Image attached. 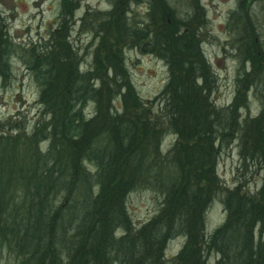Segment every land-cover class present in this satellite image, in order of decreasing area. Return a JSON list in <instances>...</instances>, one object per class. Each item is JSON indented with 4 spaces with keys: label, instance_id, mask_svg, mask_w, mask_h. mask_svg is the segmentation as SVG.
Returning a JSON list of instances; mask_svg holds the SVG:
<instances>
[{
    "label": "trees",
    "instance_id": "16d2710c",
    "mask_svg": "<svg viewBox=\"0 0 264 264\" xmlns=\"http://www.w3.org/2000/svg\"><path fill=\"white\" fill-rule=\"evenodd\" d=\"M79 1L62 0L66 12L60 21L76 13ZM252 1L238 0L234 15L243 40V63L258 65L261 75L264 41L252 36L254 28L245 14ZM137 2L114 0L106 15L110 31L103 30L114 37L118 55L108 52L93 59L95 66L87 71L82 70L78 48L66 37L68 19L46 37L38 53V46L24 48L40 88L45 122L31 136L18 130L17 137L11 138L12 133L0 141L5 142L0 145L1 152L5 147L0 170L4 178L19 179L13 192L20 188L23 197L13 206L0 201V252L8 264H207L213 253L216 264H264V183L254 192H242L239 186L230 193L225 223L207 233L206 210L222 191L216 161L225 134L230 135L228 141L237 136L229 130L224 111L209 101V62H203L196 48L197 29L186 22L193 16L189 13L182 20L185 29L179 30L166 0H148L146 18L134 20L130 16ZM104 22L93 40L98 50L107 45L100 31ZM190 32L195 34L192 40ZM0 36V76L6 77L8 59L18 44L8 33ZM126 46L166 61L170 77L161 95L166 97L164 114L155 113V107L139 114L144 104L136 91L131 97L128 67L119 56ZM241 83L244 80L239 87ZM252 83L256 89L264 86L262 80ZM89 103L95 104L90 117ZM235 124L233 131L245 130L247 142H252L253 128ZM168 131L178 140L164 153L161 141ZM21 149L23 161L28 158L31 165L30 171L22 168L17 175L12 153ZM245 152L247 158L258 156L254 146ZM140 187L152 190L160 206L138 226L127 200ZM177 236L186 239L185 247L167 259V244Z\"/></svg>",
    "mask_w": 264,
    "mask_h": 264
},
{
    "label": "rangeland",
    "instance_id": "374dc122",
    "mask_svg": "<svg viewBox=\"0 0 264 264\" xmlns=\"http://www.w3.org/2000/svg\"><path fill=\"white\" fill-rule=\"evenodd\" d=\"M138 1L132 6L130 17L140 21L146 18L148 0ZM166 1L174 13L175 19L178 20L174 27L178 25L179 30L180 26L185 29L182 20L189 13L192 14L193 18L186 22H190L192 28L197 29L196 48H199L200 53L203 54V62H209V81L206 84L207 87L212 88L211 94H208L209 101L224 111L225 119H229L228 123L232 126H229V130L234 133L233 136H237L228 141L230 135L225 134L228 131L224 133V145L216 161V175L222 191L214 196L206 210V228L207 233L210 234L226 221L225 200L230 193L236 192L239 186H241L242 192L248 190L254 192L256 189H260L264 183V169L261 170L264 168V86H259L256 89V86H253L254 83L251 84L255 80H262L264 83V72L258 75L260 70L258 65L253 67L250 62L243 63V54L239 49L243 40L236 29L238 26L236 24L237 14L234 15L238 9V0ZM113 3L114 0H80L76 13H73L72 16H65L60 21V16L66 12L62 0H0V35L8 33L10 40L18 44L13 46L14 54L10 55L8 59L9 72L6 77L0 76V141L12 133L11 138L17 137L18 130H24L31 136L37 126L41 122H45L43 107L39 104L40 88L28 67L30 58L24 48L31 49L38 46L35 51L38 53L45 43L46 37H50L51 32L68 19V32L65 34L66 37L69 36L72 44L74 43L78 48L80 57L83 58L82 70L87 71L86 69L90 67L94 68L95 61L93 59L98 60L105 57L108 52L109 54L116 52L113 50L114 37L103 30L106 28L110 31L111 24L106 19V15L111 8L113 9ZM246 13L254 28L252 36L264 41V0H253L248 9H245ZM199 14L203 15L198 18ZM98 15L100 17H97ZM102 22L104 23L100 31L103 37L107 38V45L98 50V44L96 45L93 40ZM172 27L173 25H171ZM105 32L109 36H106ZM180 33L182 34V30ZM194 35L190 32L191 40ZM0 42H3L1 36ZM95 52H97V56H95ZM119 56L123 58L128 67V76L131 80L129 82L133 87L131 97L133 98L137 94L144 104V107L138 109L139 114H144L143 108L150 110L154 107L155 113L159 112L161 115L163 111L164 114L166 97L163 95L161 98V95L164 93L170 77L166 61L154 54L143 52L140 47L126 46ZM247 74L249 76H246ZM240 79L244 80V83H241L239 87ZM202 83L201 80L199 84ZM247 84L248 87L251 85L252 87L245 90L244 87ZM245 93L246 101L243 99ZM162 100L164 103L159 107ZM116 103L120 107L122 99L120 98ZM88 105L86 113L90 117L95 114L93 111L95 104L89 103ZM49 117L46 123L49 121ZM255 120L259 123L253 125L252 122ZM237 121L242 124L243 129L252 130L253 128L255 134L251 138L252 142H247L249 138L245 136V130L243 133L233 131V128L237 129V124H235ZM177 140L178 137L168 131L161 141L164 153H167ZM2 141L0 145L5 146L4 139ZM46 143L41 144L45 151ZM251 146L255 147L258 154L254 159L245 156L247 155L245 149H249ZM1 149L0 156L5 147L2 152ZM23 152L24 150L21 149L20 152L12 153L11 165L18 169L17 175L22 168L30 171V160L27 158L23 161ZM18 181L4 178L0 170V201L12 203V206L19 203L23 198L21 189L18 188L13 192ZM7 185L12 186L5 193L4 188ZM141 188L131 192L127 200L130 214L138 226L154 216L160 206L159 198L152 190ZM12 192L15 194H11ZM185 243L186 239L182 236L171 239L166 247V258L173 259L180 255ZM2 258L0 252V264H8ZM207 258V264H216V253L210 254Z\"/></svg>",
    "mask_w": 264,
    "mask_h": 264
}]
</instances>
